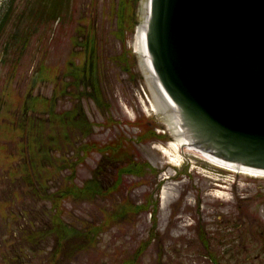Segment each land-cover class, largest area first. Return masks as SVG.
Instances as JSON below:
<instances>
[{"label":"rangeland","instance_id":"1","mask_svg":"<svg viewBox=\"0 0 264 264\" xmlns=\"http://www.w3.org/2000/svg\"><path fill=\"white\" fill-rule=\"evenodd\" d=\"M58 1L62 0H12L0 39V264H20V258L30 264H51L53 259L45 255L52 248L51 240L35 253L34 246L20 238V227L25 229L30 220L27 213L40 210L26 209V220L18 215L22 186L12 187L13 180L20 181L18 166L28 158L24 153L28 129L14 130L15 113L25 107L31 93L29 115L52 119L46 130L50 132L56 126L55 116L75 99L71 82L81 74L87 77L92 57L96 91L90 95L85 81V96L80 99L90 122V133L82 136L84 146L74 154L67 145H55L53 152L31 155L34 163L38 157L35 164L46 167L42 174L53 195L59 186L93 185L90 178L101 158L107 172L114 170L116 190L102 189L93 198L86 193L82 199L76 194L60 201L53 197L37 204V209L53 211L81 232L100 223V244L79 243L75 264H119L143 243L147 226L159 229L164 237L148 241L138 264H189L194 259L189 252L201 244L194 241L200 225L205 234L214 235L212 248L222 249L225 243L220 239L240 233L243 218L264 223V177L221 168L187 148L186 156L181 155L182 167L176 168L158 149L169 147L175 138L164 115L152 110L151 90L136 49L141 0H65L64 9L60 4L61 11L54 15L45 9L53 3L56 7ZM10 4L11 0H0V21ZM134 167L141 173L130 172ZM22 169L21 173L30 172L24 165ZM168 176L172 178L163 182ZM24 188L28 189L25 184ZM142 206H148V213L142 214ZM113 214L116 220L106 224Z\"/></svg>","mask_w":264,"mask_h":264},{"label":"water","instance_id":"2","mask_svg":"<svg viewBox=\"0 0 264 264\" xmlns=\"http://www.w3.org/2000/svg\"><path fill=\"white\" fill-rule=\"evenodd\" d=\"M147 31L198 150L264 172V0H152Z\"/></svg>","mask_w":264,"mask_h":264},{"label":"flooded vegetation","instance_id":"3","mask_svg":"<svg viewBox=\"0 0 264 264\" xmlns=\"http://www.w3.org/2000/svg\"><path fill=\"white\" fill-rule=\"evenodd\" d=\"M5 22L6 15L4 13L0 21V39L5 30ZM14 35L16 36L15 33ZM86 68L85 73L88 74L87 77H85V74H81L78 77L76 76L71 82V85L74 88L73 91H76L73 92L71 96L73 97L74 95L77 100H71V98L70 105L64 111H59L58 116H55L56 126H54L50 132H47L46 130L47 126H51L53 120L49 119L48 121L50 123H48V121H43L40 118L38 119L34 115L30 116V108L27 104H25L24 108L15 113L18 122H15L16 120L14 119L11 123L14 130L17 132L19 131V133H21L23 129H26V127L28 129V134H25L24 145V153L27 154L28 158H26L23 165L28 167L30 172L27 173V171H24L21 173L23 171V165L18 166L20 181L15 182L13 177L11 179L15 183V186L12 188L16 189L17 183L22 186L19 191V194L21 195L20 199H17L18 201H21L18 205V207L20 206V213L18 212V215L20 218L26 220V218H23L26 215V209L40 210L38 214L36 213L35 215L28 211L29 213H27V216L30 220L29 222L27 221L28 224L25 229L20 227V238H22L26 244L31 243L34 246L33 248L31 247V251L34 250L35 253L36 251L40 252L46 247L45 242L47 240H51L52 248L49 253H45V255L49 256L48 258H53L51 264H75L77 261V258L75 259L77 254H74V252H77L79 249V243L84 245L85 243H89L92 246L100 244L102 229L100 228V223H97L95 224L94 229L90 227L81 232L77 225L75 227L72 226L73 223H69L62 218L60 219L56 214H53V211H47L44 207L37 209V204H40L43 199L52 201L53 197L59 201L69 197L73 198L75 197V194L77 198L81 199L84 197L85 193L89 196L94 195L99 197L103 190H116L118 184L117 178L114 177V170L107 172V165L101 158V163L96 166L90 178L94 182L93 185L89 184L90 186L87 188L85 187V182L80 188H77V186L65 188L63 185L59 186V189L56 190L54 192L55 195H53L49 193V187L46 182L47 178L42 174L46 171V167L41 166V163L35 164L38 161V157L35 163L31 160L33 151L36 154L38 153V156L41 153L48 154L49 152L54 151L55 145H67L68 151L73 154L78 151L81 146H84L85 142L83 141L82 136H86L90 133V126L88 124L89 117H85L82 113L80 99L85 96L83 93L86 87L85 81L89 83L88 87L90 89V95L96 91L94 83L96 79V64L93 66L94 80L93 77L90 76L89 63ZM61 92L65 94L64 91H60V93ZM28 97L31 98L32 94L30 93ZM55 104V102L52 104L53 111L55 109ZM24 116L26 118L25 120L22 119ZM58 136L61 137V139L58 138ZM21 145L22 143L19 142V146ZM83 151L84 149H82V152ZM111 151L112 150L110 149L108 152ZM98 152L100 151L98 150ZM41 161L48 162V160H40V162ZM113 165L114 162L110 164L111 169L113 168ZM114 168L116 169V165ZM15 170L17 171V168ZM103 180H106L107 183L103 184ZM24 184L28 189L24 188ZM91 198L93 197L91 196ZM37 200L40 201L38 202ZM97 209L101 211L100 207ZM148 211V206H142V214L148 213ZM32 215L34 217H32ZM59 215H63L62 212H60ZM115 216L113 214L111 219L106 220V224L110 223V221L116 220ZM38 225H40L41 228H39ZM35 226H37V228ZM201 226L202 225L198 227L200 231L194 235V241L200 242L201 244H197V249L189 252L190 257L194 258L193 262H190L189 264H264V223L262 220L254 217L248 219L243 218L242 224L238 227L240 233L233 236V238H225V236H223L224 238L220 239L221 243H225L222 249L212 248V242L216 241V239L213 237L214 235L209 236L208 234H205L203 229L201 230ZM156 227H159V223ZM146 232V237L143 239V243L140 244L134 255L132 257L125 256L126 259L118 261L119 264H138L148 247V241H157L164 237V235L159 232V229L156 230L153 229V227L147 226ZM34 241L37 242L36 245ZM64 241H66V243H64ZM67 241L71 243L67 244ZM25 243L23 248L27 247ZM74 246H77L75 251L73 250ZM209 247L210 249H208ZM20 251L23 252L22 250ZM179 253H181V251ZM20 264H30V262H26V260L20 258Z\"/></svg>","mask_w":264,"mask_h":264},{"label":"bare ground","instance_id":"4","mask_svg":"<svg viewBox=\"0 0 264 264\" xmlns=\"http://www.w3.org/2000/svg\"><path fill=\"white\" fill-rule=\"evenodd\" d=\"M152 13V0H141L140 5V15L141 22L137 26L136 31V49L140 56L141 66L145 72L146 83L148 84L152 99H150L153 105V111L159 112L158 114H163L164 119L167 122L173 137L169 147H158L166 157H168L172 162L178 163L181 161V155L186 156V152L183 149L187 148L189 151L199 153L203 159L209 161L210 163L217 165L221 168L238 172L246 173L252 176L264 177V172L257 171L252 168L243 166L234 161H229L214 154L198 150L197 145L194 140L190 137L191 134L187 133L185 128L182 126V119L177 114V108H174V102L167 95L163 86L155 74V70L152 66V61L148 52V21ZM168 104V106L166 105ZM170 108V110H168Z\"/></svg>","mask_w":264,"mask_h":264},{"label":"trees","instance_id":"5","mask_svg":"<svg viewBox=\"0 0 264 264\" xmlns=\"http://www.w3.org/2000/svg\"><path fill=\"white\" fill-rule=\"evenodd\" d=\"M41 3H44L45 1H50V0H39ZM59 3H57V5H56V7H55V5H54V3H53V5H52V8H48V7H46L47 5H45V9H51V14L52 15H54L55 14V11L56 10H60L61 11V9H60V4L62 5V7H63V9H64V6H65V0H62L61 2L60 1H58ZM5 24H6V22H5ZM129 172V171H128ZM130 172H133L134 174H140L141 172H139L135 167L133 168V171H130Z\"/></svg>","mask_w":264,"mask_h":264}]
</instances>
